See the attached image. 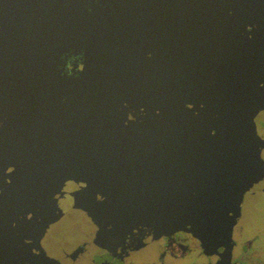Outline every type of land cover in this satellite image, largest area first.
Masks as SVG:
<instances>
[{
  "label": "water",
  "instance_id": "95a60500",
  "mask_svg": "<svg viewBox=\"0 0 264 264\" xmlns=\"http://www.w3.org/2000/svg\"><path fill=\"white\" fill-rule=\"evenodd\" d=\"M258 6L0 0V259L41 264V240L71 208L169 228L202 206L238 211V183L217 178L227 140L177 96L236 88L251 59L239 36Z\"/></svg>",
  "mask_w": 264,
  "mask_h": 264
},
{
  "label": "flooded vegetation",
  "instance_id": "af4514ba",
  "mask_svg": "<svg viewBox=\"0 0 264 264\" xmlns=\"http://www.w3.org/2000/svg\"><path fill=\"white\" fill-rule=\"evenodd\" d=\"M251 13L239 36L251 59L236 88L224 94L195 90L177 96L187 109L212 117L218 135L227 140L217 178L238 183V211L228 207L232 203L202 206L189 220L169 228L114 206L71 208L41 240L35 256L41 264H264V0ZM82 61L80 55L69 57L67 74L74 65L78 72ZM137 109L145 112L152 106ZM213 145L208 142L207 149ZM209 194L206 188L204 196ZM0 264L17 263L4 258Z\"/></svg>",
  "mask_w": 264,
  "mask_h": 264
}]
</instances>
